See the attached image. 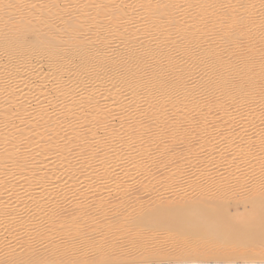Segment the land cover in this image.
I'll list each match as a JSON object with an SVG mask.
<instances>
[{
  "label": "bare ground",
  "instance_id": "bare-ground-1",
  "mask_svg": "<svg viewBox=\"0 0 264 264\" xmlns=\"http://www.w3.org/2000/svg\"><path fill=\"white\" fill-rule=\"evenodd\" d=\"M260 105L264 0H0V264H264Z\"/></svg>",
  "mask_w": 264,
  "mask_h": 264
},
{
  "label": "rangeland",
  "instance_id": "rangeland-1",
  "mask_svg": "<svg viewBox=\"0 0 264 264\" xmlns=\"http://www.w3.org/2000/svg\"><path fill=\"white\" fill-rule=\"evenodd\" d=\"M261 106H262V105L258 106V109H257V111L255 112L257 116H256V117L254 116V117L252 118V120H254V122H255L256 125H258V124L260 123V121L264 118V107L261 108ZM241 107H242V109H244V104L241 105ZM259 108H260V109H259ZM255 109H256V108H255ZM213 110H214V112H213ZM213 110L211 111V116H213V115L215 114V115H214L215 119H217V120H218V119H222V115L220 116V113H218L219 111H218L217 109H216V110L213 109ZM215 112H216V113H215ZM212 113H214V114H212ZM217 113H218V114H217ZM195 116H197V115H195ZM223 117H224V116H223ZM223 119H224V118H223ZM249 119H250V117H249ZM197 122H198V121H197ZM258 127H259V126H258ZM263 132H264V131H263ZM223 134H224V129H218V130L215 129V131L213 132V136L215 137L214 140H213V141H214V145H211V148L216 149V148H220V147L225 146L226 141H225V137H223ZM250 136H251V138L253 137L252 141H254V139L256 138L255 133L251 134ZM235 141H236V140H235ZM181 146H182V147L184 146V147L182 148ZM180 148H182V149H180ZM184 148L186 149V145H185V144H182V145L180 144L179 146H176L175 154L179 155V152H180V154H181V152H182L183 150L185 151ZM229 151L231 152V150H229ZM229 151H228V153L226 152V153L223 154V155H225L224 158H225V159H228V161L231 160V161H233V162H236V161H237V158H236L237 156L235 157L234 155H232L233 152L230 153ZM177 152H178V153H177ZM235 158H236V159H235ZM199 160H201V159H199ZM235 160H236V161H235ZM151 163L154 164V162H149V163H148V164H150V165H148V166H149L148 171L150 170L151 173L155 171V176L158 175V177H159V175L161 174V173H160L161 170L159 171V169H160L161 167H160V168H159V167L157 168V167L154 165L155 168H157V169H155V168H153L154 166L151 165ZM197 163L199 164L200 161H197ZM163 164H164V163H163ZM165 164H167V163H165ZM161 166L164 167V165H161ZM163 167H162V168H163ZM152 168H153L154 170H153ZM158 171H159V172H158ZM156 172H157L158 174H156ZM141 175H142V176H141ZM141 175L139 176V178H140L139 180H140V181L142 180L141 182H143V181L146 180L147 176H146V175L143 176V173H142ZM17 176L19 177L20 175H17ZM17 176L14 175V178L16 179V181L11 177V179L13 180L14 183L18 182V181H17ZM145 176H146V177H145ZM160 176H161V175H160ZM141 177H142V178H141ZM149 177H150V176H149ZM9 179H10V178H9ZM9 179H7V180H5V181H11V182H12V180H9ZM143 179H144V180H143ZM137 180H138V178H137ZM137 180H136L135 182H132L130 185L128 184L129 186H131V188L129 187L130 190H129V188H128V190H129L128 192H129V193L131 192V195H132V193H134V195H135V196L132 197L133 200H136V199L140 196V194H139V192H141L140 190H141V189L143 190V188H141V187H142V186H141V185H142L141 182H140V181H137ZM5 181H4V182H5ZM11 182H9V183H11ZM14 183H12V184H14ZM133 183H134V185H132ZM135 183H137V184H135ZM138 183H140L141 185L138 184ZM185 183H186V181H185ZM94 184H95V183H93V182L89 184V189H88V191H89V196L91 195V197L89 198V199H90V200H89L90 203H93V200H92L91 198H92V196H95V195H93V192H94V194L97 193V192H95V191H91L92 193L90 192V190H92V189L94 188V187H93ZM9 185H10V184H9ZM114 185H118V182H116ZM139 186H140V187H139ZM182 186H184V185H182ZM110 187H112V185H111ZM91 188H92V189H91ZM113 188H115V187L113 186L112 188H108V189H113ZM150 188H152V189L154 188L153 190H152V189L150 190V191H153V192H155L156 189H157V191H160V189H162V187H156V188H155V187H150ZM158 188H160V189L158 190ZM108 189H107V190H108ZM139 189H140V190H139ZM146 190L148 191L149 189H146ZM150 191H149L148 193H151ZM156 193H157V192H156ZM154 194H155V193H154ZM93 198H94V197H93ZM112 198H113V197H112ZM135 198H136V199H135ZM93 204H95V203H93ZM102 204L104 205V203H102ZM102 204H101V205H102ZM117 204H118V203H117ZM108 205H111V203L107 204V206H104V207H103V206H100V204H99V205H98V206H99L98 208H99V210H101V207H102V208H104V209H102V210L107 209V211H108V209H109V207H110V206L108 207ZM94 206H95V205H94ZM96 206H97V205H96ZM105 207H106V208H105ZM107 207H108V208H107ZM120 209H121V205L118 204L116 210H120ZM105 212H106V210H105ZM5 239L9 240V237L6 236ZM5 239H4V241H5ZM6 242H7V241H6ZM37 243H38V241H37ZM37 243H36V244H37ZM0 248H1V249H0V250H1V251H0V254H2V253L4 254L5 250H3L2 245H0ZM1 252H2V253H1Z\"/></svg>",
  "mask_w": 264,
  "mask_h": 264
},
{
  "label": "snow or ice",
  "instance_id": "snow-or-ice-1",
  "mask_svg": "<svg viewBox=\"0 0 264 264\" xmlns=\"http://www.w3.org/2000/svg\"><path fill=\"white\" fill-rule=\"evenodd\" d=\"M17 264H23V262H17Z\"/></svg>",
  "mask_w": 264,
  "mask_h": 264
}]
</instances>
